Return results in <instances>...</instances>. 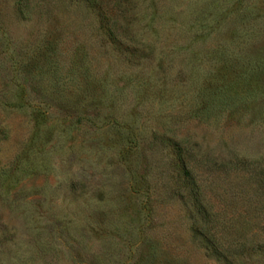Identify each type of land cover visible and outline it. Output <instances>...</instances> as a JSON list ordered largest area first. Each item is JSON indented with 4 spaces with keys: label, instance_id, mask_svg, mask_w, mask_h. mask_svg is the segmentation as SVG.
Wrapping results in <instances>:
<instances>
[{
    "label": "rangeland",
    "instance_id": "rangeland-1",
    "mask_svg": "<svg viewBox=\"0 0 264 264\" xmlns=\"http://www.w3.org/2000/svg\"><path fill=\"white\" fill-rule=\"evenodd\" d=\"M0 264H264V0H0Z\"/></svg>",
    "mask_w": 264,
    "mask_h": 264
},
{
    "label": "trees",
    "instance_id": "trees-1",
    "mask_svg": "<svg viewBox=\"0 0 264 264\" xmlns=\"http://www.w3.org/2000/svg\"><path fill=\"white\" fill-rule=\"evenodd\" d=\"M83 1H86V2H94V0H83ZM182 169H183V171L185 172V175L187 176V177H189V180H190V182H191V184H192V187H191V200H192V203L194 204V206H195V208H197L199 211H200V213H201V215H202V217L205 219L206 218V215H205V213L204 212H202L204 209H203V206H202V203H201V198H200V195H199V191H198V189L195 187V183L192 181V179L190 178L191 176H190V173H189V171L185 168V167H183L182 166ZM203 230H201V232H202ZM200 232V233H201ZM203 234V233H202Z\"/></svg>",
    "mask_w": 264,
    "mask_h": 264
}]
</instances>
